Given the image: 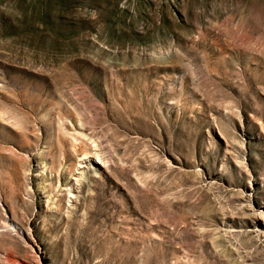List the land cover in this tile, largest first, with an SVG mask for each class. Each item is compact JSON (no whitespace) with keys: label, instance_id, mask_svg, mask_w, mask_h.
Returning a JSON list of instances; mask_svg holds the SVG:
<instances>
[{"label":"rangeland","instance_id":"rangeland-1","mask_svg":"<svg viewBox=\"0 0 264 264\" xmlns=\"http://www.w3.org/2000/svg\"><path fill=\"white\" fill-rule=\"evenodd\" d=\"M0 264H264V0H0Z\"/></svg>","mask_w":264,"mask_h":264},{"label":"bare ground","instance_id":"bare-ground-1","mask_svg":"<svg viewBox=\"0 0 264 264\" xmlns=\"http://www.w3.org/2000/svg\"><path fill=\"white\" fill-rule=\"evenodd\" d=\"M71 142H70V145H71V148H72V152H73V150L75 151V145H79L78 143L80 142L78 139H76L75 137H73V136H71ZM79 141V142H77V141ZM74 141H76L77 143L75 144V142ZM81 143V145H83V143L82 142H80ZM79 147V146H78ZM80 148H82V147H80ZM86 149V148H85ZM84 148H82L79 152H81L80 154H81V157L79 158V159H81V158H84V156L87 154V152H86V150H85ZM88 155V154H87ZM86 157V156H85ZM74 168V167H73Z\"/></svg>","mask_w":264,"mask_h":264}]
</instances>
